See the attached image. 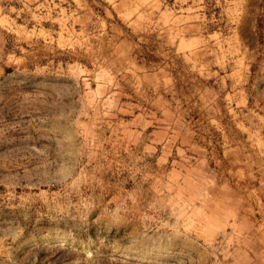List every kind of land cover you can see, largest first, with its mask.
Wrapping results in <instances>:
<instances>
[{
  "label": "rangeland",
  "instance_id": "rangeland-1",
  "mask_svg": "<svg viewBox=\"0 0 264 264\" xmlns=\"http://www.w3.org/2000/svg\"><path fill=\"white\" fill-rule=\"evenodd\" d=\"M153 1L2 0L0 264H264V0Z\"/></svg>",
  "mask_w": 264,
  "mask_h": 264
},
{
  "label": "crops",
  "instance_id": "crops-1",
  "mask_svg": "<svg viewBox=\"0 0 264 264\" xmlns=\"http://www.w3.org/2000/svg\"><path fill=\"white\" fill-rule=\"evenodd\" d=\"M18 1L23 2V5L25 6L26 4H39L42 6V4L47 3L48 0H9V4L13 3L15 6ZM65 0H55V3H63ZM75 4L78 6H81V9L86 11L87 13H92V9L89 7L90 4L93 3L95 0H73ZM156 2V0H154ZM153 1V2H154ZM161 0H157V3L160 4ZM0 16H2L3 13L6 11V6L3 7L2 0H0ZM97 2H103L107 5H111L113 7V10L115 14L117 15L116 18L118 20H134L136 18L139 19L140 14L138 12H135V0H97ZM19 4V3H18ZM39 8V7H38ZM29 10H32L31 7H28ZM16 8H13V11H15ZM138 14L136 17L135 15ZM143 17V16H142ZM145 20V18H143ZM206 155V153H204ZM259 180V179H258ZM256 181V180H255ZM258 183V182H256ZM258 191L256 192V196L259 199V202L262 203L261 209L264 210V181L263 183H260V186L257 188ZM255 196V197H256ZM263 196V197H262Z\"/></svg>",
  "mask_w": 264,
  "mask_h": 264
}]
</instances>
